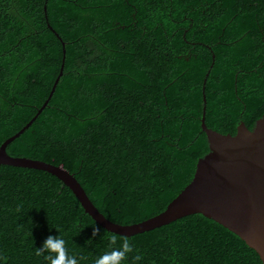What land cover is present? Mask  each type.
<instances>
[{
	"label": "trees",
	"instance_id": "obj_1",
	"mask_svg": "<svg viewBox=\"0 0 264 264\" xmlns=\"http://www.w3.org/2000/svg\"><path fill=\"white\" fill-rule=\"evenodd\" d=\"M48 25L63 74L6 152L61 165L114 223L159 214L192 179L208 152L204 80L208 128L234 135L264 114V0H0V145L60 71ZM49 235L79 264L110 251L61 181L0 165V264H48L35 248ZM128 239L123 264H262L201 214Z\"/></svg>",
	"mask_w": 264,
	"mask_h": 264
},
{
	"label": "water",
	"instance_id": "obj_2",
	"mask_svg": "<svg viewBox=\"0 0 264 264\" xmlns=\"http://www.w3.org/2000/svg\"><path fill=\"white\" fill-rule=\"evenodd\" d=\"M48 29L63 47L60 71L34 117L0 145V165L43 171L54 176L70 190L84 213L109 233L130 238L186 216L201 214L238 236L264 264V114L251 130L240 122L234 135L208 128L205 124V80L200 128L205 134L208 152L197 161L192 179L166 209L144 221L128 225L114 223L96 208L74 175L61 165L14 157L6 152L7 146L23 134L47 106L62 77L64 43L50 25Z\"/></svg>",
	"mask_w": 264,
	"mask_h": 264
},
{
	"label": "clouds",
	"instance_id": "obj_3",
	"mask_svg": "<svg viewBox=\"0 0 264 264\" xmlns=\"http://www.w3.org/2000/svg\"><path fill=\"white\" fill-rule=\"evenodd\" d=\"M99 231V228H94L93 236ZM118 239L121 241L119 247H113L117 244ZM109 249L110 251L96 258L93 264H123L128 259L129 254L133 252L129 239L127 237H118L116 234L110 236ZM35 254L43 256L48 264H79L75 256L69 255L65 240L59 235H49L39 248H35ZM139 259H142V257L139 255L133 256L134 261Z\"/></svg>",
	"mask_w": 264,
	"mask_h": 264
}]
</instances>
